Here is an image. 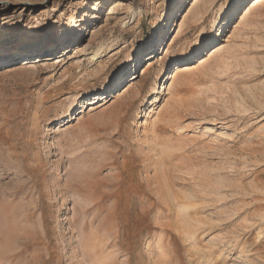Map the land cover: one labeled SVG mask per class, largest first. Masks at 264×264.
Instances as JSON below:
<instances>
[{"label": "rangeland", "instance_id": "374dc122", "mask_svg": "<svg viewBox=\"0 0 264 264\" xmlns=\"http://www.w3.org/2000/svg\"><path fill=\"white\" fill-rule=\"evenodd\" d=\"M3 51L0 264H264V0H0Z\"/></svg>", "mask_w": 264, "mask_h": 264}, {"label": "bare ground", "instance_id": "6f19581e", "mask_svg": "<svg viewBox=\"0 0 264 264\" xmlns=\"http://www.w3.org/2000/svg\"><path fill=\"white\" fill-rule=\"evenodd\" d=\"M228 4V3H227ZM227 4H225V5H223L221 8H220V10L217 12V13H219V12H221L220 13V15H222L223 13H224V11H225V9H226V6H227ZM226 14H228V12H226ZM217 15V14H216ZM169 15H167V17H168ZM215 17V16H214ZM210 24H213V25H215L216 24V19H214ZM210 24L208 25V26H202V27H200V35L201 34H205L206 33V31L208 30V27L210 26ZM41 43H25V44H23L20 48H23V49H26V48H31V47H36V46H39ZM12 56V51H3L1 54H0V59H2V60H5V59H7V58H9V57H11ZM50 60H52L51 58H45L43 61H50ZM42 60H35V61H33L34 63H38V62H43ZM59 62V61H58ZM29 64H32V62H30V61H28V60H24V62L22 63V65L21 66H25V65H29ZM11 70H13V71H15V68L14 69H11ZM117 76V75H116ZM175 77V74H173V77L172 78H174ZM81 101V100H80ZM89 103V102H88ZM90 104V103H89ZM71 107H75V104L74 105H71L70 106V108ZM76 108V107H75ZM71 111H72V109H71ZM138 130L139 129H137V131L133 134L134 136H136V135H138L139 133H140V131L138 132Z\"/></svg>", "mask_w": 264, "mask_h": 264}]
</instances>
